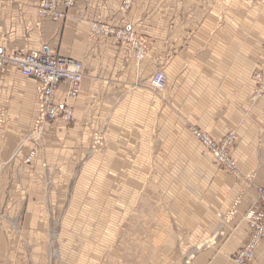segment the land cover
<instances>
[{"label": "crops", "instance_id": "0c3cea01", "mask_svg": "<svg viewBox=\"0 0 264 264\" xmlns=\"http://www.w3.org/2000/svg\"><path fill=\"white\" fill-rule=\"evenodd\" d=\"M6 1L0 3V38L4 33L10 34L9 28L15 21L9 16L10 8ZM203 1L200 0L199 22L188 26L190 22L184 25L180 18L170 20L164 27L157 26L152 17L140 19L143 17L140 14L132 24H124L121 0H78L66 21L58 24L44 20L41 28L36 27L39 0L38 5L32 7L27 3L20 6L18 24L25 25V29L38 33L46 41L43 48L36 42L37 49L26 50H47L45 53L82 62L70 57L75 56L73 51L67 52L69 56H64L63 52L70 47L67 42L83 41L85 54L81 58L86 63L112 54L117 66L116 79H108L103 77V69L99 70L98 66L88 68L82 62L85 69L82 94L72 102L74 121L71 125H75V133L71 125L67 126L62 121L48 125L45 130L44 142L56 140L60 143L66 132L70 136L75 135V141L68 142L69 162L59 165L58 170H65L70 176L81 154L84 156L82 145L86 144V138L98 132L94 122L106 118L98 115L100 102L111 107L106 122H138L143 104L149 121L159 122L169 130L161 134L165 139L169 138L167 145L162 149L150 148L149 151L169 155V158L148 165L149 169L165 170L153 179L163 188L162 201L165 204L159 209L154 223L153 219L149 222L145 240L136 241L132 264H234V255L250 234L246 216L257 215H249V211L257 198V189L264 188V99L252 105L250 97L253 72L264 68V0H219L207 9ZM95 22L114 28L133 27L135 33L151 41L145 60L138 66L130 49L118 51L116 47L110 50L106 43L109 44V40H113L111 38H105L107 42L100 39L99 43L95 42L90 35L91 24ZM157 27L163 28L158 30ZM186 27L190 29L186 30ZM4 40L7 41L1 38L0 49L5 53L25 49L16 45L14 48L9 42L4 45ZM61 40L65 45H61ZM143 65L145 67L142 68ZM135 66L149 75L163 71L168 87L161 92L151 90L148 82L140 81L142 71L138 75ZM9 71L32 82L36 91L37 84L32 80L15 69ZM6 87L12 90L11 84ZM2 89L0 83V96ZM18 90L25 93L20 88ZM65 91L62 86L56 93L57 103L65 100ZM82 106L90 110V115L81 109ZM0 109L7 120L6 127L17 122L25 124L27 114L22 115L20 122L14 110L8 113L3 105ZM78 118L81 121L77 124ZM131 127L135 129V125ZM191 127L207 131L216 139H221L229 131L237 132L239 141L233 149L239 172L237 178L223 172L212 157L204 154L197 141L188 143L185 136ZM176 128L183 129L182 134ZM2 134L0 143L4 142L3 146H6L11 139V144L8 143L12 145L9 134ZM173 140L181 145L172 146ZM28 143L23 140L17 142L16 153H13L15 159L22 155ZM36 159L29 165H34ZM0 166L3 165L0 163ZM239 199L241 203L236 217L229 218ZM44 206L45 203L41 204V209L44 210ZM36 210L33 209L29 216L41 211L40 208ZM194 233L198 234L196 240L190 242ZM254 264H264V241Z\"/></svg>", "mask_w": 264, "mask_h": 264}, {"label": "rangeland", "instance_id": "374dc122", "mask_svg": "<svg viewBox=\"0 0 264 264\" xmlns=\"http://www.w3.org/2000/svg\"><path fill=\"white\" fill-rule=\"evenodd\" d=\"M10 1V3L9 0L6 1V6L10 8L9 16L15 21L13 27L9 28L11 31L9 36L5 33L1 35V38L7 39L2 43L5 45L9 42L14 48L16 45L25 49H37L38 43V46L43 48L46 41H43L38 33L25 29L23 24H18L22 3L32 7L38 5V0ZM218 1L203 2L207 9ZM1 2L4 0H0ZM130 2V8L123 12L121 0V11L125 13L121 20L124 24H132L138 14L143 15L140 19L152 17L156 20L157 26L163 27L170 20L180 18L184 25L189 21L188 26L200 21V0H130ZM128 28L133 29L131 26ZM189 29L190 27H186V30ZM137 35L144 38L139 33ZM93 39L98 43L100 40H106L105 42L108 40ZM62 40L61 45H65ZM109 41L110 43L106 44L110 50L116 47L118 51L126 49L113 40ZM67 43L70 47L63 52L64 56H69L67 52L73 51L75 56L70 57L81 60L88 68L98 66L99 70H104L103 77L116 79L117 66L112 54L102 52L108 56L86 63V60L81 58L82 54H85L83 41ZM150 43L151 41L148 42L149 47ZM142 68L135 66L134 69L138 75L141 70L140 81L144 84L148 82L150 85L149 80L153 73L149 75ZM0 83L1 87L3 85L0 105L6 106L8 113L14 110L17 121L21 122L22 115L27 114L25 124L17 122L8 128L5 116L0 121V137L4 136L2 132L7 133L13 142L10 145L9 139L10 144L7 142L6 146H3L4 142L0 143V163L3 165L0 166V264H132L136 241L145 240L149 222L153 219L154 223L159 209L165 204L162 201L163 188L156 185L153 180L165 170L149 169L148 165L164 162L169 158V155L163 153L149 152L150 148L162 149L167 145L169 138L165 139L161 134L169 130L159 122L149 121L148 112L143 104L139 113L141 120L138 122H106L111 107L99 100L98 115L102 114L103 118L105 116L106 118L94 122L98 132L86 138V144L82 145L84 156L81 154L79 162L69 176L65 170L60 171L57 168L69 162L68 142L75 141V135L70 136L66 132L60 143L56 140L45 142L40 140L38 143L32 142V139L29 141L27 136L37 106L35 85L13 71L2 76ZM8 84L12 86L11 91L6 87ZM17 88L25 93L22 94ZM87 111L86 113L90 115V110ZM80 121L77 120V124ZM133 125L135 129L131 127ZM71 127L75 133V125ZM192 128L194 127L187 129L189 134L185 136L188 143L196 142L191 134ZM176 130L180 134L183 132V129ZM26 137L29 143L22 155L15 159L13 153H16V144L20 140L26 143ZM31 143L35 144L33 148L38 150L36 158L39 155L32 166L24 162L26 156L33 150ZM171 145L178 147L181 143L173 140ZM23 175L27 177L23 178ZM67 176L69 180L66 181ZM43 202L46 205L44 210L40 207ZM38 208L41 211L29 216L33 209L37 211ZM197 235L194 233L190 242H195Z\"/></svg>", "mask_w": 264, "mask_h": 264}, {"label": "built area", "instance_id": "2783aa9c", "mask_svg": "<svg viewBox=\"0 0 264 264\" xmlns=\"http://www.w3.org/2000/svg\"><path fill=\"white\" fill-rule=\"evenodd\" d=\"M76 3L77 0H40L38 10L43 19L58 22L68 16ZM123 7L128 9L130 0H123ZM92 32L94 37L112 38L117 43L130 47L137 63L142 62L149 51L148 42L130 29L115 30L107 25L95 24ZM8 67H13L24 77L37 84L39 111L36 120L39 126L46 124L52 126L57 121H62L67 126L73 123L74 113L69 103L75 101L80 95L81 84L85 77L82 63L62 55L34 51H17L14 55L7 57L5 52L0 50V73ZM253 83L251 101L256 103L264 99V68L257 69L253 73ZM61 84H68L69 92L67 103L58 105L55 101L54 91ZM151 84L155 89L163 90L166 78L163 74L157 73L153 75ZM191 134L203 147L205 155L212 157L223 172L232 177L238 174L233 149L239 138L235 133H227L222 140H217L208 132L196 128L191 129ZM32 142L38 143V140L32 139ZM36 151L33 148L27 163L32 162ZM234 213V209H232L230 215ZM253 214L257 215L246 216L250 234L244 245L234 255L232 259L234 264H253L257 251L264 241V189L258 190V197L249 211V215Z\"/></svg>", "mask_w": 264, "mask_h": 264}, {"label": "bare ground", "instance_id": "6f19581e", "mask_svg": "<svg viewBox=\"0 0 264 264\" xmlns=\"http://www.w3.org/2000/svg\"><path fill=\"white\" fill-rule=\"evenodd\" d=\"M78 1V0H77ZM39 2H40V0H39ZM76 5H77V3H76ZM76 5H75V7H76ZM130 6H131V2H130ZM39 7V6H38ZM74 7V8H75ZM74 8H72V10L74 9ZM130 8V7H129ZM128 8V9H129ZM128 9H124V7H123V0H122V11L124 12L125 10H128ZM71 10V11H72ZM70 11V12H71ZM70 12H69V14H68V16L64 19V20H62V21H58V22H54V23H62V22H64V21H66L67 19H68V17L70 16ZM44 20H49V19H43L42 17H41V15H40V12H39V10H38V14H37V22H36V27L37 28H41V26H42V22L44 21ZM53 22V21H52ZM95 24H102V23H97V22H95V23H92L91 24V27H90V35H91V37H93V38H106V37H94L93 36V32H92V28H93V25H95ZM103 25H106V24H103ZM108 26V25H107ZM109 28H111V29H115V30H121V29H124V30H127V29H130V28H127V27H124V28H114V27H110L109 26ZM130 30H132V29H130ZM133 31V30H132ZM112 39V38H111ZM116 43H117V41L115 40V39H113ZM118 45H121V44H119V43H117ZM121 46H124V47H126V48H128V49H130V47H128L127 45H121ZM150 48V47H149ZM1 51H3L2 49H0ZM18 51H26V52H31V51H34V52H42V51H38V50H26V49H20V50H18ZM130 51H131V49H130ZM5 52V51H4ZM17 51H15V52H12V53H5L6 54V56L7 57H10L11 55H14L15 53H16ZM149 52V51H148ZM45 53V52H44ZM132 53V52H131ZM46 54H50V53H46ZM148 54V53H147ZM50 55H54V54H50ZM133 55V54H132ZM147 56V55H146ZM68 58V57H67ZM146 58V57H145ZM69 59H71V58H69ZM134 59V58H133ZM72 60H74V59H72ZM145 60V59H144ZM143 60V61H144ZM74 61H77V60H74ZM135 61V60H134ZM142 61V62H143ZM77 62H80V61H77ZM142 62H140V63H137L136 61H135V63L139 66ZM80 63H82V62H80ZM10 68H13V67H8L7 69H10ZM7 69L4 71V72H2V73H0V75H2L3 73H5L6 71H7ZM14 69V68H13ZM256 71V70H255ZM254 71V72H255ZM253 72V73H254ZM20 73V72H19ZM157 73H161V74H163L164 76H165V78H166V85H165V87L163 88V90H157V89H155L153 86H152V84H151V79H152V77H153V75H156ZM157 73H155V74H153L152 76H151V78H150V80H149V82H150V86H151V88L153 89V90H155V91H159V92H161V91H164L167 87H168V79H167V76L165 75V73H163V72H157ZM21 74V73H20ZM22 75V74H21ZM85 78V77H84ZM252 78H253V75H252ZM84 82V81H83ZM83 82H82V84H81V88H80V95H79V97L81 96V94H82V85H83ZM62 86H64L65 88H66V91H65V100L63 101V102H61V103H58V105H62V104H65V103H67V95H68V92H69V85L68 84H61L60 86H58L56 89H55V91H54V93H55V101H56V93L59 91V89L62 87ZM252 94H253V92H252ZM252 94H251V97H252ZM78 97V98H79ZM251 97H250V102H251V104L252 105H255V104H257L258 102H256V103H252V101H251ZM36 98H37V113H36V115H35V117H34V120H33V126H32V129H31V131H30V133L28 134V136L27 137H29L28 138V140L29 141H31V139H37L39 142H40V140L41 141H43L44 142V135H45V130H46V128H47V126H48V124H46V125H42V126H39L38 124H37V120H36V117H37V114H38V111H39V103H38V97H37V87H36ZM77 98V99H78ZM73 102V101H72ZM72 102H70L69 103V105H71V107H72V109H73V113H74V108H73V104H72ZM57 103V102H56ZM73 116H74V114H73ZM4 118V114H3V111L0 109V121H2V119ZM72 124V123H71ZM69 126V125H68ZM202 130V129H201ZM204 131V130H203ZM205 132H207V131H205ZM230 132H233V133H235L236 135H237V132L236 131H229L228 133H230ZM210 134V133H209ZM34 135V136H33ZM211 135V134H210ZM213 136V135H212ZM27 137H26V142H29L28 140H27ZM214 137V136H213ZM225 136H223L221 139H217V140H222L223 138H224ZM216 139V138H215ZM197 141V140H196ZM33 144V143H32ZM34 146H35V144H33ZM236 145H237V143H236ZM38 152V150L36 151V153ZM205 152V151H204ZM34 154V158L32 159V162L34 161V159L36 158V155L37 154ZM29 158V157H28ZM27 158V159H28ZM27 159H26V161H25V163L26 164H30V163H27ZM31 162V163H32ZM237 162V161H236ZM237 171H238V169H237ZM239 173V172H238ZM229 176V175H228ZM233 177H238V174L236 175V176H233ZM259 189H264V188H258L257 189V197H258V190ZM240 203H241V201H240V199L236 202V204L234 205V207L232 208V209H234V214H232V215H230L232 218H235L236 217V215H237V207H238V205H240ZM258 252V251H257ZM256 258H257V256H256ZM256 261V260H255ZM254 264V263H253Z\"/></svg>", "mask_w": 264, "mask_h": 264}, {"label": "water", "instance_id": "95a60500", "mask_svg": "<svg viewBox=\"0 0 264 264\" xmlns=\"http://www.w3.org/2000/svg\"><path fill=\"white\" fill-rule=\"evenodd\" d=\"M45 52H47V50H45Z\"/></svg>", "mask_w": 264, "mask_h": 264}]
</instances>
